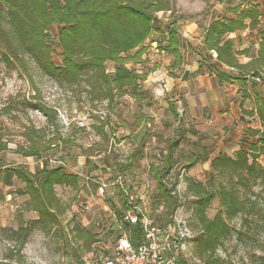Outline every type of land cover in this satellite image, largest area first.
<instances>
[{"label":"rangeland","instance_id":"obj_1","mask_svg":"<svg viewBox=\"0 0 264 264\" xmlns=\"http://www.w3.org/2000/svg\"><path fill=\"white\" fill-rule=\"evenodd\" d=\"M217 1L230 7L255 0H214ZM175 9L185 16H203V0H175ZM51 33L55 37L57 30ZM153 38L162 39L156 35ZM195 39L192 43L199 45V36ZM52 45L53 61L61 64V51L55 41ZM157 55L160 54L150 50L143 56L144 64L133 66L138 74L148 78L141 88L145 101L126 95L111 106L106 101L92 102L84 84L61 83L44 75L28 56L22 66L7 65L0 56V128L8 145V152L0 157V166L26 165L34 172L47 161L50 167L63 166L68 174L79 177L76 187H56L65 211L59 224L48 230H35L23 247L11 239V231L28 224L36 215L30 209L28 197L18 194L23 187L20 181L15 180L12 186L0 185V264H104L122 234L110 201L119 208V194L123 190L131 201L138 203L140 211L162 226L163 209L153 207L157 189L149 170L162 163L161 153L168 141L178 138H183L177 153L179 160L186 163L187 156L200 155L203 161L189 171L182 170L178 177L176 171L169 177L171 183L176 178L178 181L180 207L174 220H186L192 233L182 251L174 256V262L179 254L185 264H204L207 258L198 244L201 227L195 216L196 199L188 191V183L193 180L214 191L224 186L240 199L251 198L255 204L254 215L228 218L220 200L213 201L207 213L209 219L222 213L230 227V235L218 248L214 264H264V178L256 179L245 172H224L213 173L214 180H210V161L217 152L236 158L238 151L245 149L252 162L255 154L250 152V146L260 145L261 135L253 138L250 131L262 132L263 127L255 116L243 114L239 118L240 109L249 111L252 103L244 101L242 108L231 104L226 110L227 104H219L223 98L240 101V92L234 94L233 83L219 85L207 72L201 76L205 79L203 92L198 82L185 86L181 81H173L178 70L167 66L168 57L161 55L159 59ZM190 58L192 62L199 61L195 52ZM113 70L114 64L108 63L107 72ZM168 80L169 87L163 82ZM258 91L262 97L264 89ZM37 104L54 111L55 121L30 106ZM170 104L179 117L171 115ZM30 145L50 147L43 155L44 161L17 154ZM257 161L264 167L263 156H258ZM129 162L125 175L115 170L116 163ZM77 214L94 240L74 229L73 217Z\"/></svg>","mask_w":264,"mask_h":264},{"label":"trees","instance_id":"obj_2","mask_svg":"<svg viewBox=\"0 0 264 264\" xmlns=\"http://www.w3.org/2000/svg\"><path fill=\"white\" fill-rule=\"evenodd\" d=\"M160 12H175L174 0H0V56L7 65L24 63L25 57L31 58L40 71L52 79L70 85H82L92 102L106 101L113 105L119 97L130 95L140 101H145L142 84L146 74H138L133 68L144 64L143 56L147 53V41L155 33L162 35L161 50L174 57L172 69H179L183 62L181 55V41L177 20L163 25L156 14ZM230 17L213 21L206 30L204 39V60L211 63L213 53H216L214 71L220 83L245 81L250 75L260 79L264 85V39L260 45L258 58L246 65H241L237 56L242 54L235 49L233 39L227 36L246 29L257 30L260 26L261 12L259 7L251 5L243 8L241 5L230 9ZM6 23V24H5ZM164 26V27H163ZM57 30L52 37L51 30ZM53 41L61 51V64H55L53 55ZM114 64V72H107V64ZM131 65L132 67H129ZM221 67L237 69L238 74L220 71ZM244 73V74H242ZM40 110L52 122L56 113L43 104L30 105ZM172 116L179 117L173 104L169 105ZM2 111H0V115ZM256 115L263 131H250L252 137L261 135L260 145L253 143L250 152L254 153L249 162V153L241 149L236 158L217 152L210 161L212 172L210 180H214L213 173L223 174L231 172L235 175L245 172L256 179L264 178V167L258 164V156L264 157V96L257 97ZM183 138L168 141L162 150V163L152 165L149 173L156 183L157 193L153 197V207L162 212L163 228L174 223V216L180 207V199L176 193L177 178L173 183L169 180L175 171L177 177L181 171H189L203 161L200 155L187 156L183 163L177 153ZM50 147L30 145L28 149H19L17 154L24 158L43 159ZM204 152L208 150L204 147ZM8 152V145L3 141L0 128V156ZM107 163L108 160L104 159ZM86 165L89 161H86ZM126 164L116 163L115 170L125 175L130 168ZM0 180L11 186L14 180L23 184L18 194L28 197L31 211L36 218L11 231V239L24 246L29 236L37 229L48 230L59 224V219L65 213L63 205L56 194L57 186H78L79 177L68 174L63 166L50 167L47 161L43 166L32 172L26 165L17 167H0ZM243 180V178L241 179ZM188 191L196 199V219L201 227L199 249L204 264H214L218 248L228 235L230 227L219 213L209 219L208 210L213 201L218 198L226 210L228 218L239 214L250 216L255 214V204L251 198L240 199L233 190L221 186L218 191L208 188L201 181L191 180ZM120 207L110 201V207L116 214L134 246L143 240L142 218L145 215L138 208V203L130 200L126 191H120ZM128 213L139 216L137 225L124 221ZM74 229L79 235L87 234V239L94 240L84 229L79 214L74 217ZM159 220L158 218L156 221ZM156 223V222H155ZM88 242V241H87ZM86 244L89 246L90 244ZM174 264H185L184 258L178 255Z\"/></svg>","mask_w":264,"mask_h":264},{"label":"crops","instance_id":"obj_3","mask_svg":"<svg viewBox=\"0 0 264 264\" xmlns=\"http://www.w3.org/2000/svg\"><path fill=\"white\" fill-rule=\"evenodd\" d=\"M237 5H241V4H237ZM237 5L227 7L221 1H217L215 3L214 0H203V16H199L197 14H195L193 16H185V15H182V13L176 11V9H175L174 14H172L171 12H167V13L160 12V13L156 14V17L164 23L163 25H166L167 23L171 22L174 19L177 20V24H178V28H179V37H180V41H181L180 51H181V55L183 57V62H182L181 67L179 69H176V70H178L177 71L178 73L176 74V77H174L173 81H175V82L181 81L183 83V85H185V86L190 82H192V83L198 82L200 89L203 92V90H204L203 89V85H204L203 83H204L205 79H203V77H201V76L202 75L206 76L205 73L208 72L207 75L212 76L214 78V80H216V83H218L219 85H222L224 83H233L234 85H232V87L235 88L234 94H238L240 92L239 93L240 101H237L235 99L233 100V98L232 99L223 98V101L220 102L219 104L221 106L227 104V107H226V110H227L228 105H231V104L238 106V108L239 107L242 108L244 101H247L248 103H252L253 107L249 108V111H243L242 109H240L241 115L239 118H243L244 117L243 114H245L246 116L247 115L253 116L251 113L255 112V110H256V99H257V97H261V95H259L260 93L258 90H261V88L264 89V85L261 82V80L260 79H254L250 75H247L245 77L246 78L245 81H233V82L220 83L218 78H217V73L214 71L215 66H217L215 64L216 53L212 52L214 60L211 63H208L207 61L204 60L205 59L204 58V56H205L204 39H205V34H206L207 28L215 20H219V19H222L224 17H230L231 16L230 9L236 7ZM251 5L258 6L259 10L261 12V15L259 18V20H260L259 28L257 30H254V31L246 29V30L236 32L234 34H230L229 36H227L228 39L234 40L236 51L242 53V54H239L237 56V60L241 65H246V64L250 63L252 60L258 58L260 45L262 43V40L264 39V0H255L253 2H248L247 5H241V6L243 8H247ZM202 19H203V22H200ZM202 24H203V27H202ZM155 35L162 37V35L160 33H155L152 36V38ZM195 36H199V40H197V42H199V45L192 43V42L196 41ZM153 39L148 40L146 43V45L148 47L147 53L150 50L155 52V53H159L160 55L156 56V58H159V59L162 57L161 55H166L168 57V62L170 63L167 66L169 68H171L173 63H174V57L172 55L166 53L165 51L161 50L160 42L162 41V39L159 41L153 40ZM194 52L198 55V58H199V61H197V63L190 61L192 59V58H190V55H192V53H194ZM185 53H186V55H184ZM201 58L203 59V61ZM159 59L156 62L160 64ZM219 70L231 72L234 74L239 73V71L237 69H232V68H227V67H221ZM113 72H114V70H113ZM113 72H111V73H113ZM242 74H244V73H242ZM147 79L143 83L147 82ZM163 82H165V84L168 85L167 87H169V84H170L169 80L167 81L168 83L166 81H163ZM262 95L264 96V94H262ZM223 97H224V95H223ZM234 98H236V97L234 96ZM231 100H233L232 103H229ZM168 109H169V106H168ZM254 116L256 117V115H254ZM200 149L203 150V146H200ZM2 156L3 155H1L0 157H2ZM0 167H2V166H0ZM13 184H14V182H13ZM0 185L7 186L1 180H0ZM24 226H26V225H24ZM21 227H23V226H21Z\"/></svg>","mask_w":264,"mask_h":264},{"label":"built area","instance_id":"obj_4","mask_svg":"<svg viewBox=\"0 0 264 264\" xmlns=\"http://www.w3.org/2000/svg\"><path fill=\"white\" fill-rule=\"evenodd\" d=\"M124 221L137 225L139 216L128 213ZM142 228L143 240L136 246L122 231L112 255L104 260V264H174V256L182 251L184 243L192 236L188 222L183 219H175L174 223L163 228L143 215Z\"/></svg>","mask_w":264,"mask_h":264}]
</instances>
